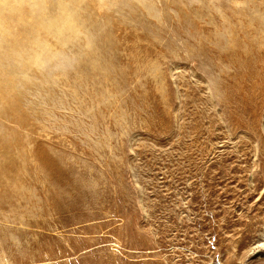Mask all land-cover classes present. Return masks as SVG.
I'll use <instances>...</instances> for the list:
<instances>
[{
	"label": "rangeland",
	"instance_id": "rangeland-1",
	"mask_svg": "<svg viewBox=\"0 0 264 264\" xmlns=\"http://www.w3.org/2000/svg\"><path fill=\"white\" fill-rule=\"evenodd\" d=\"M85 2L21 76L28 122L2 119L0 239L40 264H264V0ZM89 34L107 46L91 81Z\"/></svg>",
	"mask_w": 264,
	"mask_h": 264
},
{
	"label": "bare ground",
	"instance_id": "bare-ground-1",
	"mask_svg": "<svg viewBox=\"0 0 264 264\" xmlns=\"http://www.w3.org/2000/svg\"><path fill=\"white\" fill-rule=\"evenodd\" d=\"M21 1L22 0H0V35L1 36H10V38L7 39L6 43L4 42L3 44L1 43V45H0V127H2L1 125H3L2 119H6V120L11 119V121H13V119H14L15 121L19 122L20 124L26 123V121H27L26 118L28 117V115H26L27 112H25L21 109V107H22L21 102L24 99V96L29 94V93H27V94L25 93V88L23 87V85H25V81L21 82L22 81L21 76H25L26 73H28V71H34L33 66H32L33 64L41 65V63L39 62L40 60L43 61V60L49 59V54H50L49 52L54 51L53 54L56 52V49H57L56 44H61V42H63V40L65 41L67 36L69 37V34H71V32L74 33L73 29L77 28L75 26H76V22H78L76 20H75L76 22L74 21V17H73L74 15L72 14L73 12L71 11V8H69L70 6L65 3L67 0L66 1L59 0L57 2V8H56V9H58V12L55 10L56 13H53L51 11L52 13H49V14H46L43 12H40L38 14L32 13L33 11L31 12L30 10H28V8L30 6L27 8V10L22 9V8H21L22 10H20V9L16 10L15 9L16 5L18 3H20ZM32 1H34V0H32ZM37 1H40V0H37ZM41 1H43V0H41ZM123 1L124 2H122L123 3L122 7L128 6V8L131 11H133V9L137 11L136 7H134L136 5H132V3L130 2L131 0H127V1L123 0ZM84 2H85V0H84ZM107 2L109 4L114 5L116 3H119L120 0L119 1L118 0H107ZM135 2L136 1H134V3ZM68 3H69V1H68ZM72 3H73V1H72ZM143 3H145V2H143ZM26 4H27V2H26ZM85 4H86V2H85ZM43 5H45V3ZM35 6H36V4H35ZM75 6H76V4H75ZM128 8L126 7V9H128ZM148 8L152 10V6L150 3H148ZM38 9H39V7H38ZM48 9H49V7H48ZM112 9L113 8H111V10ZM74 10H75V8H74ZM116 10H117V8H116ZM122 10H124V8ZM114 12H115V10H114ZM119 12H121V11L119 10ZM104 14H105V12H104ZM133 14H135V13L133 12ZM136 16H138V15H136ZM75 17H76V15H75ZM79 17H77V18H79ZM96 21H97V19H96ZM94 23H95V21H94ZM97 24H98V21H97ZM102 26H103V24H102ZM94 28H97V27L94 26ZM96 32L97 31L95 30L94 35ZM94 35L89 34V36H87V40H86L85 44L88 46V48H90L89 52H91V51L95 52L96 51L97 56H92V55L87 53L86 49L80 48L79 54L81 55V57H83V56L85 57L83 60L84 61L86 60V62H85V64L84 63L81 64L78 61V64L76 65L77 70L82 73L83 78L84 79L87 78L90 81H91V79L93 80V78L97 74L101 73L102 70L106 69L105 66H106V59H107V56L105 54L106 50H107V46L104 45L103 43L100 44L99 43V37L98 36L95 37ZM22 37H27V38L34 39V40L35 39L37 40V38H38V40H40L42 38L43 41L41 43H39V45L30 46L28 48L16 49L18 47L17 45H19V42H20ZM63 38H65V39H63ZM31 45H32V43H31ZM53 47H56V48L53 49ZM87 54H88V57L85 56ZM50 75H52V71H48L47 73L42 72L43 78H46L47 76L51 77ZM37 79H38V77H37ZM28 81H29V79H28ZM32 81H33V79H32ZM38 83H37V85H38ZM33 85L34 84L32 83V86ZM48 92H50V91H48ZM25 101L27 102V100H25ZM90 103H91V101H90ZM29 104H31V103H29ZM42 105H44V104H42ZM39 107H42V106H39ZM44 114H45V112H44ZM15 147H17V146H15ZM0 161H2V160H0ZM1 173H3V171ZM2 176H5V173H4V175H1L0 177H2ZM260 246H264V243H257L255 245V248H258Z\"/></svg>",
	"mask_w": 264,
	"mask_h": 264
},
{
	"label": "crops",
	"instance_id": "crops-1",
	"mask_svg": "<svg viewBox=\"0 0 264 264\" xmlns=\"http://www.w3.org/2000/svg\"><path fill=\"white\" fill-rule=\"evenodd\" d=\"M13 181L10 182V186H12ZM43 201V198H41ZM38 200L35 202V206L38 207ZM6 243L5 240L0 239V264H26L29 260H33V262L39 261V264L43 262L44 256H45V251L43 248H36L31 254H28L26 251H28L26 248V243H25V250L23 245H20V242L16 243L18 247H16L14 244L11 243ZM16 247V249H15ZM41 260V261H40Z\"/></svg>",
	"mask_w": 264,
	"mask_h": 264
}]
</instances>
